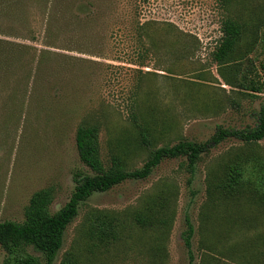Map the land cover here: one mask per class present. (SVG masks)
I'll use <instances>...</instances> for the list:
<instances>
[{
	"label": "rangeland",
	"instance_id": "obj_1",
	"mask_svg": "<svg viewBox=\"0 0 264 264\" xmlns=\"http://www.w3.org/2000/svg\"><path fill=\"white\" fill-rule=\"evenodd\" d=\"M52 1L47 11L63 4ZM91 1L93 14L74 10L69 30L56 34L61 39L51 38L54 46L42 37L39 0L28 13L35 39L0 34L29 45L19 65L0 72V221H22L32 192L48 186L54 190L50 211H57L80 177L93 174L76 149L75 131L83 120L99 126L105 166L118 155L129 170L140 167L154 146L204 141L218 126L257 124L264 92L246 87L249 79L264 86V0H231L226 13L244 29L223 63L211 57L225 16L218 0ZM80 14L85 28L74 23ZM145 22L149 49L141 54ZM133 112L148 126L154 146L140 144ZM241 143L234 137L221 141L202 155L192 176L184 157L165 158L146 178L92 193L66 227L51 264H60L67 252L77 264H205L209 247L223 264H248L220 255L230 247L252 263L254 250L243 247L263 231V217L247 206L227 207L211 191L214 177ZM251 147L264 153V138ZM98 210L120 218L115 239L96 242L86 236L87 219ZM186 217L193 225L189 247ZM235 217L238 224L227 227ZM3 257L0 247V264Z\"/></svg>",
	"mask_w": 264,
	"mask_h": 264
},
{
	"label": "trees",
	"instance_id": "obj_2",
	"mask_svg": "<svg viewBox=\"0 0 264 264\" xmlns=\"http://www.w3.org/2000/svg\"><path fill=\"white\" fill-rule=\"evenodd\" d=\"M38 0H0V34L7 37L35 39L32 33L29 20V8L32 3ZM43 4L42 17L44 20L43 40L46 46H54L52 37L66 33L70 26L71 14L85 13V17L91 16L90 10L94 5L91 0H61L59 6H54L52 11L47 8L53 5L52 0H39ZM219 6L225 11V16L220 22L221 36L211 51V57L217 63H223L231 58L233 50L241 38L243 26L239 20L226 13L231 0H218ZM84 17V16H83ZM80 14L77 17V26L85 22ZM62 20L65 21L60 24ZM92 21H95L92 19ZM149 23V21H147ZM141 26L139 43L142 45L141 54L147 53L145 47L146 28ZM61 26L64 28L61 30ZM29 45L0 38V72L10 70L19 65L24 53L29 51ZM45 51H41L44 53ZM40 53V52H39ZM38 64L41 62V54L37 56ZM143 66L144 61H138ZM41 70V69H39ZM135 70V69H134ZM42 73V71L40 72ZM248 89L253 92H264V86L249 79ZM264 84V83H263ZM131 120L137 130V139L143 147L154 146V138L148 126L142 121L140 115L133 112ZM99 126L95 122L82 121L75 131L76 149L79 159L87 166L92 175H83L77 182L69 199L55 212L50 211V204L53 199V187H43L32 192L28 203L24 208L22 221L3 220L0 221V247L4 250V257L1 264H51L57 250L63 241L66 227L76 217L79 205L94 192L106 191L126 179L146 178L153 168L165 158H185V166L190 173L194 174L197 162L202 155L209 152L211 148L221 141L234 137L240 140L241 146L235 147L231 157L223 163V167L211 182L213 194L223 198L227 207L247 206L253 213L260 214L264 219V153L258 154L251 145L264 138V98L258 112V121L254 127L244 129H231L218 126L215 132L204 141H192L180 139L174 144L154 146L149 150L146 160L135 169L129 170L125 167L123 160L118 155H112L110 164L105 166L100 155ZM155 137V135H154ZM156 138V137H155ZM244 147V148H242ZM190 180V179H189ZM212 195V194H211ZM225 199V201H224ZM238 213V212H237ZM253 216V215H252ZM238 217L227 222L231 228L238 224ZM119 217L108 215L104 211L93 212L87 219L86 236L96 242H105L115 239L119 229ZM253 219V217H252ZM139 220V219H137ZM185 243L189 247L190 238L193 234V225L186 217ZM219 240V239H218ZM246 248L252 247L253 261L246 258L245 252H237L230 247L220 251V255L234 259L238 263L264 264V229L249 237ZM34 250L40 255L34 254ZM205 249L207 261L205 264H223L220 257H216ZM192 256L191 254H189ZM60 264H77L75 256L67 252L62 257Z\"/></svg>",
	"mask_w": 264,
	"mask_h": 264
}]
</instances>
